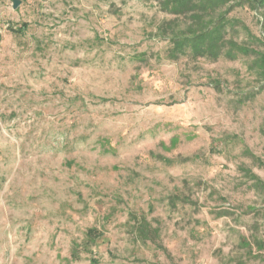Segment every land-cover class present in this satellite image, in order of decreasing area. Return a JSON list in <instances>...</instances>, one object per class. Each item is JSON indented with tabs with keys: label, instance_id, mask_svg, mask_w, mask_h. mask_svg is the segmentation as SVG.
<instances>
[{
	"label": "rangeland",
	"instance_id": "1",
	"mask_svg": "<svg viewBox=\"0 0 264 264\" xmlns=\"http://www.w3.org/2000/svg\"><path fill=\"white\" fill-rule=\"evenodd\" d=\"M262 11L231 15L264 41ZM169 16L0 0V264H264V70L157 57Z\"/></svg>",
	"mask_w": 264,
	"mask_h": 264
},
{
	"label": "trees",
	"instance_id": "2",
	"mask_svg": "<svg viewBox=\"0 0 264 264\" xmlns=\"http://www.w3.org/2000/svg\"><path fill=\"white\" fill-rule=\"evenodd\" d=\"M161 11L170 15L156 28V33L162 36L168 47L164 54H156L161 59L177 61L181 57L190 56L194 59L204 58L216 61L219 58L235 60L241 56L257 55L255 66L264 70V51L260 52L251 43V39L264 44L242 20L231 15L235 5L247 3L253 9L263 8L264 0H155ZM264 34V22L262 24ZM244 33L246 38L238 39ZM264 36V35H263ZM154 56V54H152ZM141 60L148 59L147 52H139L135 56ZM169 159V158H168ZM170 160V159H169ZM171 161V160H170ZM220 215H223L220 212ZM139 239L156 241L159 237L158 228H152L145 217L135 229ZM101 237L95 227L85 233L84 243L76 244L73 255L77 257V249L83 246L89 251L97 245Z\"/></svg>",
	"mask_w": 264,
	"mask_h": 264
},
{
	"label": "water",
	"instance_id": "3",
	"mask_svg": "<svg viewBox=\"0 0 264 264\" xmlns=\"http://www.w3.org/2000/svg\"><path fill=\"white\" fill-rule=\"evenodd\" d=\"M21 0H13V7L16 8L20 4Z\"/></svg>",
	"mask_w": 264,
	"mask_h": 264
}]
</instances>
